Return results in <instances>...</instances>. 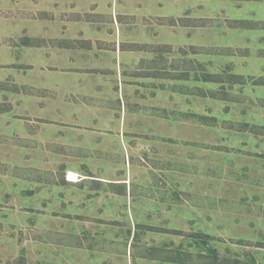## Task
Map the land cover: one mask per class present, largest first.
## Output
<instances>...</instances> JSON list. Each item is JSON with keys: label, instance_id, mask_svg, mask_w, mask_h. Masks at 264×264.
Listing matches in <instances>:
<instances>
[{"label": "rangeland", "instance_id": "obj_1", "mask_svg": "<svg viewBox=\"0 0 264 264\" xmlns=\"http://www.w3.org/2000/svg\"><path fill=\"white\" fill-rule=\"evenodd\" d=\"M66 50L110 70L73 102L29 83L72 81L48 69ZM10 76L0 264H154L143 232L183 262L264 264V0H0Z\"/></svg>", "mask_w": 264, "mask_h": 264}, {"label": "crops", "instance_id": "obj_2", "mask_svg": "<svg viewBox=\"0 0 264 264\" xmlns=\"http://www.w3.org/2000/svg\"><path fill=\"white\" fill-rule=\"evenodd\" d=\"M79 35L81 36V33H79ZM37 47L38 46H35V42H34L32 44V46H30L29 48L32 49V50L30 49V51H32L31 52L32 61L38 63L39 65L38 64H33L31 62H30L31 64L30 63H28V64H30L32 66L33 65L34 66H36V65L41 66L42 65V66H48V67L49 66H53L52 64H48L49 61H50V56H49L50 54L48 52H46V54H42V57H41V55H38V51L40 52V50L37 49ZM65 52L67 53L68 58L65 55V56H62L63 58L61 59L62 63L65 66H59V65L56 64L54 67H58L57 69H52V68H48V69L51 70V73H52L51 76L52 75H57V76H60L62 78H65V77L74 78L75 77L72 81H70L68 83V82L63 80V85L62 86H60V84L58 82L53 83L51 85H44V86H39L36 82H34V80H30L29 83L35 89H48V90H50L51 93H53L54 98L61 97L64 100H66V98H67V99H70L72 101V97H76V96H78V94H72V93L69 94V92H66V90H69V86H70L69 84L70 83H74L76 81V79H77V83H79L80 85H83L82 81L84 79V76L87 78V77H89L91 75L93 76V75H95L97 73L99 74V73L102 72L101 69L106 74H108L110 72V70H109V68L108 69L104 68V67L109 66V64H107V62H104L105 65L92 66L90 64L91 62H89L88 57L82 56V54H80L81 52H75V56L72 55L74 51H72V54L70 52H68L67 50ZM26 53H27V51H25V53H23V55H25ZM14 54H16V56H15L16 59L19 60L18 57L20 56V60L23 59V61H25L24 60L25 58H21L22 57V53L21 52L15 51L11 55H14ZM155 54L158 55L157 51H156ZM160 54H161V52H160ZM59 56L60 55L52 56V57H55L53 60L56 61V62L60 61V59L58 58ZM39 57L42 58V62L39 61V59H40ZM44 62H47V64L44 65ZM121 64H123V65L125 64L126 67H128L130 65V63L126 64L123 61L121 62ZM16 65H19V66H15L16 68H19V69L16 70L17 71L16 73H18L19 76H21V75L23 76V73L28 72L25 69L22 70L23 66L21 64L18 63ZM13 67L14 66L8 67V69H11ZM27 67L29 68L31 66H27ZM31 69H32V67H31ZM29 71L32 74V70H29ZM133 74H134V72H133ZM32 75H36V74H32ZM132 75L129 74V76H132ZM229 75H232V73H230ZM209 76L215 77L214 81L210 80L211 82H215V83L220 82V83H222L223 81H225V80H223L224 77L218 78V77H216L214 75H209ZM240 76L241 75H235L234 77L235 78H241ZM261 77H263V74H262ZM261 77H257V80L259 78H261ZM14 78H15V76H10V77H7L6 79H3V78L0 79V93H1V95H3L2 98H6V96H11L12 97V93L16 92V94L13 96V99L16 100V104H17L20 101L22 92L21 91H17V89L19 90L20 85L17 86L18 82H16V79L14 80ZM233 83H243V81L237 80V81H233ZM61 87L63 89L62 92L58 90ZM23 88H25V85L23 86ZM96 91H97V89H96ZM71 101H69V102H71ZM74 102H76V104H78L77 101H74ZM20 103H22V102L20 101ZM65 105H66V103H65ZM77 107H82V106H81V104H78ZM77 109H79V108H77ZM71 110H72V108H70V110L68 108V110H67V105H66V110H65V115L64 116H67V115L70 114V117L76 118L75 115H74L76 113L75 112H71ZM79 118H80V116H79ZM84 229H86V228L80 229V233L82 234V239H83V236L88 234ZM195 230L197 231V229H195ZM197 232H200V230H198ZM163 235H168L169 236L167 238V240H163L162 238H159V241L152 243V240L150 239L152 236H150L148 234V232H143L144 241L142 242L143 243L142 245L147 247L146 248L147 251H150V254L148 253V256L145 255V257H148V258H150V260H153L154 264H192V263H189V262H183L180 259H178L180 256H182V252H181L182 250H175L177 247L180 246L179 242L176 243L175 248L172 249L171 245L168 243V240L171 239L170 234H163ZM128 236H130V234ZM127 239H128V237L125 238L126 242H127ZM179 241L181 242L182 240H179ZM81 247L85 248V249L87 248L88 250H90V246L89 245H85V246H81ZM123 253H125V252H123ZM193 254H195V253H193ZM198 257H201V256H198ZM134 261L135 260L132 257L131 258V262H133L132 264H136V262H134ZM138 262H139V260H138Z\"/></svg>", "mask_w": 264, "mask_h": 264}]
</instances>
